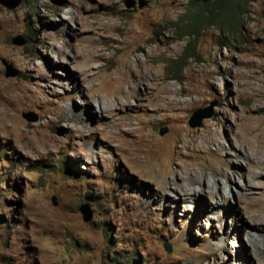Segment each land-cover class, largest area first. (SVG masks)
Returning a JSON list of instances; mask_svg holds the SVG:
<instances>
[{"label":"rangeland","instance_id":"374dc122","mask_svg":"<svg viewBox=\"0 0 264 264\" xmlns=\"http://www.w3.org/2000/svg\"><path fill=\"white\" fill-rule=\"evenodd\" d=\"M188 7L0 4V264H264V0L232 40L202 28L175 80Z\"/></svg>","mask_w":264,"mask_h":264},{"label":"trees","instance_id":"16d2710c","mask_svg":"<svg viewBox=\"0 0 264 264\" xmlns=\"http://www.w3.org/2000/svg\"><path fill=\"white\" fill-rule=\"evenodd\" d=\"M35 0H32V4ZM251 0H189L190 8L186 12V29L190 40L185 51L166 68V73L172 79L178 80V65L182 70V62L188 54H197L195 43L198 31L206 26H215L223 37L236 36L242 29L244 16ZM132 264H137V259L131 258ZM140 264V263H139Z\"/></svg>","mask_w":264,"mask_h":264},{"label":"bare ground","instance_id":"6f19581e","mask_svg":"<svg viewBox=\"0 0 264 264\" xmlns=\"http://www.w3.org/2000/svg\"><path fill=\"white\" fill-rule=\"evenodd\" d=\"M127 93V92H125ZM128 95V94H127ZM125 96V95H124ZM119 98V97H118ZM116 97H114L111 102L107 103V104H104V103H101L100 101H97V109L100 111L102 110H106L107 109L109 110L110 108H118V107H121L123 106V104L126 103V98L125 99H118ZM164 102V101H163ZM166 102V101H165ZM167 103V102H166ZM160 104V102H159ZM262 143L264 144V139L262 140ZM246 156H249L248 153L245 151V154ZM186 171V170H185ZM220 175L224 178V181L227 183L229 182L230 180H235V174L232 170H230L229 168H220V171H219ZM183 177V176H182ZM187 179H189L190 181H194V185H199V189L198 191L200 192H204L206 191L205 188H204V183L206 181V178H205V175L204 174H199V172L197 170H195L194 168H191L189 167L187 172H186V176H185ZM209 179V178H208ZM189 181V182H190ZM215 184H214V189H217V190H220V188H224V186H221L218 182L214 181ZM193 184H190V185H193ZM250 184H252L251 182H249L248 184H245V187H244V193H247L249 194V192H253L251 191L250 187L251 186ZM253 185V184H252ZM184 186V185H183ZM179 188V187H178ZM183 188V187H182ZM213 188L211 189L210 188V193H213ZM181 189V188H180ZM243 191V189H242ZM261 210L264 211V201H262L260 203V207H259ZM260 226L256 227V229H258L259 231H257V233L259 235H262L261 234V231H264V226L259 224ZM256 233V232H255ZM254 233V234H255Z\"/></svg>","mask_w":264,"mask_h":264},{"label":"water","instance_id":"95a60500","mask_svg":"<svg viewBox=\"0 0 264 264\" xmlns=\"http://www.w3.org/2000/svg\"><path fill=\"white\" fill-rule=\"evenodd\" d=\"M20 3V0H0V4H2L3 6L5 7H8V8H14L16 6H18ZM13 43L15 44H18V45H22L25 43V41L20 37V36H17L15 38H13ZM7 69H6V76H15L17 74V71L12 68L10 65L7 64ZM212 115V111H209L208 113H201V114H198L195 118L191 119L190 120V126L191 127H198V126H201L202 124V121L204 118H208ZM23 116L27 119V120H35L34 117H32V115L29 113V112H25L23 114ZM166 132V129L165 130H162L160 133L163 134ZM82 212H83V215H84V219L87 221V220H90L92 214H91V211L88 209V208H82ZM170 245H166V250L170 251Z\"/></svg>","mask_w":264,"mask_h":264},{"label":"clouds","instance_id":"9594fccd","mask_svg":"<svg viewBox=\"0 0 264 264\" xmlns=\"http://www.w3.org/2000/svg\"><path fill=\"white\" fill-rule=\"evenodd\" d=\"M251 3V2H250ZM250 3H249V5H250ZM2 5V4H1ZM248 5V6H249ZM188 8H190V3H189V7ZM248 8V7H247ZM186 12H187V10H186ZM247 14V13H246ZM246 14H245V16H244V23H243V25L245 24V19H246ZM185 18H186V13H185ZM186 23H187V21H186ZM243 25H242V28H243ZM215 27V26H214ZM186 28V27H185ZM205 28V27H204ZM216 28V27H215ZM187 32H188V30L187 29H185ZM201 30V29H200ZM200 30L198 31V35H199V33H200ZM220 32V31H219ZM241 32H242V29H241V31L237 34V35H240L241 34ZM236 35V36H237ZM188 36H189V40H190V35L188 34ZM234 37L235 36H232V37H230V38H228V39H230V40H232V39H234ZM223 38H226V37H223L222 35H221V33H220V40L222 39L223 40ZM189 42V41H188Z\"/></svg>","mask_w":264,"mask_h":264}]
</instances>
